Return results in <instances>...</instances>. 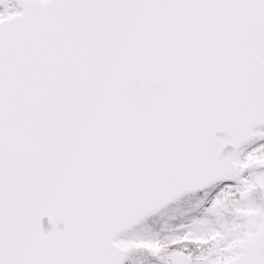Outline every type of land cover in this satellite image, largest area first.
I'll return each instance as SVG.
<instances>
[{
  "label": "snow or ice",
  "instance_id": "1",
  "mask_svg": "<svg viewBox=\"0 0 264 264\" xmlns=\"http://www.w3.org/2000/svg\"><path fill=\"white\" fill-rule=\"evenodd\" d=\"M0 264H264V0H0Z\"/></svg>",
  "mask_w": 264,
  "mask_h": 264
}]
</instances>
